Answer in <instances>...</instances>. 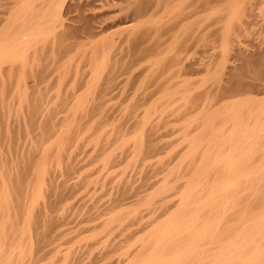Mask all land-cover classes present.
<instances>
[{
	"label": "bare ground",
	"instance_id": "1",
	"mask_svg": "<svg viewBox=\"0 0 264 264\" xmlns=\"http://www.w3.org/2000/svg\"><path fill=\"white\" fill-rule=\"evenodd\" d=\"M0 264H264V0H0Z\"/></svg>",
	"mask_w": 264,
	"mask_h": 264
}]
</instances>
